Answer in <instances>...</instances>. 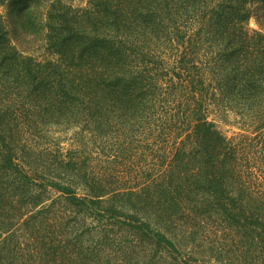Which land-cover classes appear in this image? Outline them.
I'll use <instances>...</instances> for the list:
<instances>
[{"label": "trees", "instance_id": "trees-1", "mask_svg": "<svg viewBox=\"0 0 264 264\" xmlns=\"http://www.w3.org/2000/svg\"><path fill=\"white\" fill-rule=\"evenodd\" d=\"M0 4V264H264V0Z\"/></svg>", "mask_w": 264, "mask_h": 264}, {"label": "rangeland", "instance_id": "rangeland-1", "mask_svg": "<svg viewBox=\"0 0 264 264\" xmlns=\"http://www.w3.org/2000/svg\"><path fill=\"white\" fill-rule=\"evenodd\" d=\"M7 9L4 5L0 4V15L5 16ZM247 27L249 29H257V26L253 19L248 22ZM207 119L217 125L221 132L227 136H233L238 132V128L235 125V117L231 113L220 114L215 111H210Z\"/></svg>", "mask_w": 264, "mask_h": 264}]
</instances>
